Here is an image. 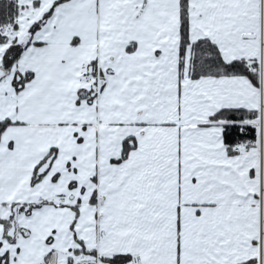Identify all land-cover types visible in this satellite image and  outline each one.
I'll use <instances>...</instances> for the list:
<instances>
[{"label":"snow or ice","instance_id":"1","mask_svg":"<svg viewBox=\"0 0 264 264\" xmlns=\"http://www.w3.org/2000/svg\"><path fill=\"white\" fill-rule=\"evenodd\" d=\"M0 264H264V0H0Z\"/></svg>","mask_w":264,"mask_h":264}]
</instances>
